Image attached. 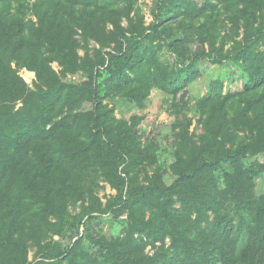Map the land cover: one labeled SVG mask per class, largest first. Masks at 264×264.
Listing matches in <instances>:
<instances>
[{
	"label": "trees",
	"instance_id": "16d2710c",
	"mask_svg": "<svg viewBox=\"0 0 264 264\" xmlns=\"http://www.w3.org/2000/svg\"><path fill=\"white\" fill-rule=\"evenodd\" d=\"M136 3L0 0V264H264V0H156L149 23ZM226 62L239 75L196 101L202 133L169 124L166 183L164 145L106 100L142 108L156 88L175 107ZM94 178L116 191L105 204ZM104 215L119 234L93 227Z\"/></svg>",
	"mask_w": 264,
	"mask_h": 264
},
{
	"label": "rangeland",
	"instance_id": "374dc122",
	"mask_svg": "<svg viewBox=\"0 0 264 264\" xmlns=\"http://www.w3.org/2000/svg\"><path fill=\"white\" fill-rule=\"evenodd\" d=\"M156 0H137V6L141 9L142 13L145 16V21L149 23L152 20L151 9L154 7ZM123 24L126 23L125 20L122 21ZM111 27L108 24V28ZM81 47L79 48V54L82 56L84 54L85 48L83 46V42L81 41ZM264 47V45H262ZM98 47V44L90 40L88 44V50L91 53L94 48ZM192 49L194 53L198 54L202 50L200 42L195 40L192 44ZM162 60L171 66L176 64V60L174 55L171 52L164 51L162 54ZM52 66L55 70L59 71L60 66L57 62H53ZM27 71V72H26ZM204 74L198 79L194 80L187 87V93L182 101H179V104L175 107L172 104V99L161 90L153 88L150 92V95L145 100L142 108L136 106L133 102L129 100H125L122 97H114L113 99L106 100V102L114 108L115 115L119 118H124L129 120L130 117L134 114L142 115V121L138 125V132L141 135L142 140L144 141L146 137L150 135H154L159 142L164 145L165 150L161 152V163L162 166H165V173L163 175V179L166 183H169L173 180L174 176L168 169V165L172 160L170 155V148L173 145L174 137H172V133L169 127V124L176 121H185V118H192V123L189 128L190 132L193 133L196 137L202 133V128L200 124L197 122L199 116L195 110L196 101L206 94L214 81L217 78H222L224 83L228 82V80L232 77L237 78L239 75V70L232 63L226 62L225 64H216L210 65L207 64L204 69ZM19 74L27 81L30 85L35 80L34 73L26 70L20 69ZM84 75L82 73H76L74 75H67L66 79L74 82H81L84 80ZM231 87H238L239 82L235 80L230 85ZM180 98V95L176 96V100ZM179 108V109H178ZM178 109V110H177ZM150 171V168L148 169ZM143 174L140 176V180L142 179ZM94 190L95 195L102 201L103 204L115 194V189H113L110 184L100 178H94ZM257 192L261 193L264 191V175L257 177ZM68 209L70 213L75 214L81 210V202L70 203L68 205ZM119 218H125V214H123ZM53 222V219L51 220ZM95 229H102L109 234L111 230H113L116 234H119L120 223L117 219H108L107 216H103V219L96 221L93 224ZM82 229V228H81ZM43 232V230H42ZM38 237H41L40 233ZM47 239V238H46ZM168 243V240H167ZM36 250V245L34 241H29V249H28V260H32L34 258ZM154 249L148 245L146 247V252L148 254L153 253Z\"/></svg>",
	"mask_w": 264,
	"mask_h": 264
},
{
	"label": "bare ground",
	"instance_id": "6f19581e",
	"mask_svg": "<svg viewBox=\"0 0 264 264\" xmlns=\"http://www.w3.org/2000/svg\"><path fill=\"white\" fill-rule=\"evenodd\" d=\"M27 72V71H26ZM29 72V71H28Z\"/></svg>",
	"mask_w": 264,
	"mask_h": 264
}]
</instances>
